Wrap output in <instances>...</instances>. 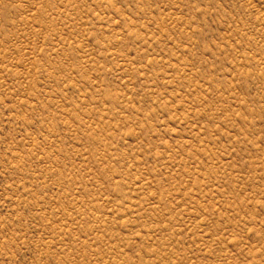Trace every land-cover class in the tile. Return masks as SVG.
Here are the masks:
<instances>
[{
	"label": "rangeland",
	"instance_id": "obj_1",
	"mask_svg": "<svg viewBox=\"0 0 264 264\" xmlns=\"http://www.w3.org/2000/svg\"><path fill=\"white\" fill-rule=\"evenodd\" d=\"M0 264H264V0H0Z\"/></svg>",
	"mask_w": 264,
	"mask_h": 264
}]
</instances>
